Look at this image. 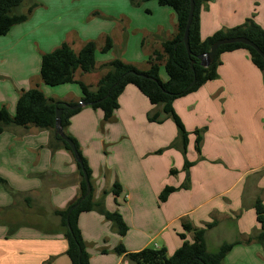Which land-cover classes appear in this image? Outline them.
Segmentation results:
<instances>
[{
    "label": "crops",
    "instance_id": "0c3cea01",
    "mask_svg": "<svg viewBox=\"0 0 264 264\" xmlns=\"http://www.w3.org/2000/svg\"><path fill=\"white\" fill-rule=\"evenodd\" d=\"M32 1L46 9L37 7L31 18L0 35V108L6 107L11 115L16 114L22 91L35 86L48 97L56 93L68 103L81 101L79 84L50 88L40 75L43 54L57 48L63 34L74 33L69 43L75 51L86 41L97 43L110 35L115 45L106 54H96L97 65L121 57L146 70L150 56L174 36L178 22L174 9L159 3L146 8L150 23L138 24L117 6L93 4V9L83 7L86 0H71L72 9L65 14L69 20L61 26L57 0ZM90 14L94 18L88 20ZM96 15L104 21L99 34H92L94 29L85 27L99 20ZM247 20L264 28V0H205L200 8L201 37ZM128 24L139 32V47L132 48L129 41L123 48L117 44ZM221 61L216 79L174 102L189 132L186 154L179 129L164 106L151 104L134 85L121 94L110 121L100 109L87 105L71 117L67 133L78 141L92 170L95 200H103L109 211H119L106 202L119 182L122 192L116 201L123 198L129 207L126 213L119 211L129 226L123 236L97 210L80 215L91 264H133L116 252L120 243L131 252L165 247L173 255L184 242L180 236L184 222L199 228L217 222L206 233L210 251L258 232L254 205L258 197L264 200V188L257 181L240 186L246 173L261 165L252 163L251 146H246V157L238 147H244L246 139L248 143L264 136V71L243 48L223 53ZM164 70L163 65L160 76L167 81ZM155 113L164 121H150L149 115ZM197 130L202 136L200 151ZM91 147L96 154L105 153L98 168L93 166ZM0 177L6 181H0V264H71L57 211L67 210L81 196L83 177L75 155L57 142L54 130L10 125L0 136ZM166 186L178 189L162 201L159 193ZM186 234L193 241V233ZM225 264H264V245L239 243Z\"/></svg>",
    "mask_w": 264,
    "mask_h": 264
},
{
    "label": "trees",
    "instance_id": "16d2710c",
    "mask_svg": "<svg viewBox=\"0 0 264 264\" xmlns=\"http://www.w3.org/2000/svg\"><path fill=\"white\" fill-rule=\"evenodd\" d=\"M25 0H0V35L7 34L17 24L27 21L33 10L39 5L35 2L27 12L16 13V9ZM134 5L151 0H130ZM162 6H170L177 14L178 22L174 36L162 43L161 49L153 52L148 60L146 70L139 69L134 63L127 62L121 58H115L105 63L107 69L95 86H91L78 79L77 71L92 72L97 68V43L95 40L84 42L79 51H75L72 45L64 41L51 52L44 53L41 62V78L49 86L77 83L82 89V98L87 106L100 109L103 112L105 121H110L116 110L120 107L119 98L128 85L136 86L153 105H163L164 110L175 121L182 137L186 154L189 142V132L174 108L176 99L186 96L198 90L208 81L218 77V68L221 64V55L225 52L237 49H247L253 63L264 71V57L253 47L244 43H228L221 45L215 55V60L208 66L202 64V56L210 51L211 46L219 39L226 37H247L257 44L264 51V28L253 20H247L235 27L221 29L213 35L203 39L200 32V8L205 0H195V12L190 28L189 42L191 53L188 52L184 42V33L190 13L191 0H156ZM114 47L110 35L105 37V43L101 48L103 53L110 52ZM169 76L167 81L160 76L161 66ZM195 81V82H194ZM194 84L192 85V83ZM79 102H65L63 100L48 97L39 86L22 91L15 115H11L6 107L0 108V136L7 126H37L42 129L54 130L55 139L65 146L72 153V148L62 138L57 128V109H63L60 126L63 132L71 137L80 152L90 180L92 170L87 159L84 157L78 141L67 133L71 117L78 113L81 107H71ZM152 122H163L159 113L149 115ZM197 135L196 148L200 151L202 136L200 131ZM74 154V153H73ZM186 169L191 163L186 160ZM82 174L81 196L67 210H58L57 214L62 217V224L65 228V236L68 240L67 255L71 264H91V256L87 250L86 241L79 226V217L84 212L97 210L107 220L111 221L118 229L119 234L125 235L129 226L122 214L116 211H109L103 200L96 201L94 187L90 195L81 201L87 191V183L84 177L83 168L79 163ZM1 182H6L0 177ZM92 183V180H91ZM178 188L166 186L160 193V199L166 201L171 193ZM112 192L119 196L122 186L119 182L113 185ZM77 205L73 210L72 207ZM255 212L259 223V230L256 234L249 236L244 241L225 242L217 251H210L207 245L206 233L208 228L214 227L217 222L208 223L205 227H195L191 222H184L185 232L180 236L184 240L182 246L173 255H168L167 249L145 247L140 251L131 252L126 249L123 243L116 248L120 255L125 254L133 264H225L227 254L239 243L250 244L257 242L264 245V201L258 197L255 201ZM186 232L193 233V241L187 240Z\"/></svg>",
    "mask_w": 264,
    "mask_h": 264
},
{
    "label": "rangeland",
    "instance_id": "374dc122",
    "mask_svg": "<svg viewBox=\"0 0 264 264\" xmlns=\"http://www.w3.org/2000/svg\"><path fill=\"white\" fill-rule=\"evenodd\" d=\"M34 3H35V1L30 2V0H25L20 6H18V8L16 9V13L27 12L29 7ZM153 3H157V5H158V2L156 0L141 2L140 5H134L130 0H86L85 5L83 7H90V8L94 9L96 7H93L94 6L93 4H99V6L101 4H103V5L108 6V7L117 6L118 8L125 10L127 17L132 18V21H135L138 24H140V23L141 24H148V23H150L151 19H150V15L148 14V12H146V8L148 6H151ZM39 6L42 9H46L45 7H43V5H38L37 7H39ZM36 8L33 10L32 14L30 15L29 18L32 17L34 12L36 11ZM71 9H72V1L71 0H57V19L62 18V21L57 20V23L59 22L60 25L63 26L64 23H66L69 20V19H67L65 14L69 13L71 11ZM95 17L98 18L99 20H97L94 23H89V25H87V27H85V30L88 28H92V29H94V31H92V34H95V31H96V34H99L98 30H101L102 21H104V20L101 19L102 17L100 15H96ZM92 18H94V15H91V14L88 15V20H90ZM88 20H87V22H88ZM124 33L126 35H125V37L122 38L123 40H121L117 43L118 45H120L123 48V44H125V42L129 41L132 48L140 46V40L138 37L139 32L134 30L133 26L131 28V27H129V24H128L127 27L125 28ZM62 37H63L62 42L67 41V42L71 43V40L74 37V33H68L65 35L63 34ZM100 38H99L97 44H98V46H103L105 43V39L104 38L100 39ZM113 43H114V40H113ZM98 46H97V51H99V52H96V54H98V55H99V53H100V55L106 54V53L102 52V50H101L102 47L101 48L99 47L100 48L99 49ZM116 58H118V57H116ZM119 58H121V57H119ZM121 59H123V58H121ZM104 64L105 63H101V64L98 63L97 68L95 70H93L92 72H82L79 70L77 72L76 77L88 85L95 86L99 80L100 74H102V76H103V74L107 70L105 68ZM165 73H166V71H165ZM62 85H66V84H62ZM62 85L48 86V87H50V88L61 87ZM64 87H66V86H64ZM52 94H53L52 98L58 99L57 95H55L56 93H52ZM59 100H61V99H59ZM228 118H229V120H231L229 115H228ZM92 119L95 120V116H92ZM247 144L249 146H251L252 153L254 154V159L252 160V158H251L252 163H254L255 165H261V166L257 170L246 173L247 175L244 176L243 183L241 184L240 187H242L244 184H247L248 181L251 182L252 184L256 183V181H257L264 188V136L262 137L261 140L252 138L251 142L248 141V143H247V139H246V145H244V147H242V146L238 147L239 146V143H238L237 147L239 149V154L242 155L243 157L248 156V151L246 149ZM91 150H93L95 152V153L93 152L91 155V157L93 158L92 159L93 160V166L95 168H98V166L101 162V159L104 157L105 153L103 151H99L101 154H96L97 152H96L95 148H93V147H91ZM115 156H116V154L113 155V157H115ZM189 170L186 172L187 176L190 173ZM173 182H176V181H173ZM160 193H159V196H160ZM106 198H107L106 202L108 201V204L119 209V211L122 214H123V212L126 213L125 210L129 209L126 201L123 198L118 201L119 203L116 201L117 197L112 192V189L108 192V194L106 195ZM258 225H259V223H258Z\"/></svg>",
    "mask_w": 264,
    "mask_h": 264
},
{
    "label": "water",
    "instance_id": "95a60500",
    "mask_svg": "<svg viewBox=\"0 0 264 264\" xmlns=\"http://www.w3.org/2000/svg\"><path fill=\"white\" fill-rule=\"evenodd\" d=\"M194 12H195V0H191L190 13H189V17H188L185 33H184V42H185V45H186L187 50H188L189 53H191L189 35H190V28H191V25H192V22H193V18H194ZM236 42L244 43L246 45H249V46L255 48L264 57V51L257 44H255L253 41H251L249 38L243 37V36H240V37H226V38H222V39L217 40L211 46L210 51L202 56V64L205 65V66L210 65L215 60V55L217 53L218 48L221 45L228 44V43H236ZM194 82L192 83V85L194 84ZM84 104L85 103L83 101H81L79 104L74 105L71 108L75 109V108L81 107ZM62 112H63V109H61V108L57 109V128H58V131L61 134L62 138H64V140L67 141L69 143V145L71 146L72 151H73L76 159L78 160V162L80 163V165L83 168L84 177H85V180H86V183H87V191H86L85 195L81 198V201H82L88 195L91 194V192L93 190V187H92V183H91L90 177H89L87 171L84 168V163H83V160H82V158L80 156V152H79V150L77 148V145H76L75 141L71 137L66 135L63 132L61 126H60ZM76 207H77V205L73 206L71 210H73Z\"/></svg>",
    "mask_w": 264,
    "mask_h": 264
}]
</instances>
